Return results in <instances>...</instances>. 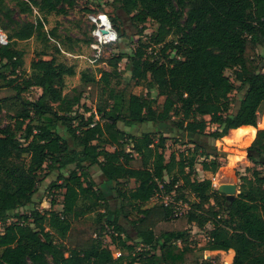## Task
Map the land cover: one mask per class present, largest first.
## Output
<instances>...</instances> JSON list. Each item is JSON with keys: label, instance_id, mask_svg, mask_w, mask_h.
I'll list each match as a JSON object with an SVG mask.
<instances>
[{"label": "trees", "instance_id": "obj_1", "mask_svg": "<svg viewBox=\"0 0 264 264\" xmlns=\"http://www.w3.org/2000/svg\"><path fill=\"white\" fill-rule=\"evenodd\" d=\"M74 6V0H0V25L10 40L0 46V115L11 120L0 123V264H215L201 261L206 251H234L232 264H264V130L248 149L255 167L241 179L234 200L211 179L200 180L197 169L215 175L223 165L224 156L207 142L243 127L257 130L264 109V71L257 60L258 46H264V0H112L117 17L110 21L118 37L125 34L117 21L124 26L126 18L143 37L139 47L109 60L114 74L97 79L85 71L80 85L65 93L66 78L76 68L45 59L57 38L55 31L46 32L45 21ZM35 12L41 16L35 21L17 18ZM149 21L157 25L151 34ZM31 39L45 49L27 71L19 46ZM124 58L136 85L164 98L161 106L156 98L127 96L112 87L110 77L118 75ZM229 70L241 86L226 75ZM4 88L12 93L2 96ZM33 88L40 96L25 98ZM238 89L245 95L231 114V95ZM87 92L96 112L85 118L77 109ZM96 113L108 123L95 121ZM119 122L168 125L203 142L191 141V148L167 159L169 139L184 144L181 139L160 129L128 134ZM59 125L71 142L59 134ZM95 166L114 185L116 209L92 178ZM45 169L60 172L52 187L63 192V209L20 212L33 204ZM158 195L171 200L147 207ZM179 205L185 209L175 216ZM207 225L213 227L207 243L194 248L190 227Z\"/></svg>", "mask_w": 264, "mask_h": 264}, {"label": "rangeland", "instance_id": "obj_2", "mask_svg": "<svg viewBox=\"0 0 264 264\" xmlns=\"http://www.w3.org/2000/svg\"><path fill=\"white\" fill-rule=\"evenodd\" d=\"M74 2V8L69 9V13L67 15H52L47 17V20L45 21L46 32L50 34V32L55 31L57 36V38L51 39L50 45L52 46L51 48L47 49L48 55L45 57V59L56 57L61 62L75 66L76 68V75L66 78L65 93L72 91L75 87L80 85L81 74L85 71L94 73L97 76V79H100L102 77L103 72H108L110 73V75L114 74L112 73V69L110 68V66H108L109 60L116 56H119L120 54L133 55L139 47L138 40L143 38L135 35V29L131 27L129 21H127L126 18H123L125 22L124 26H122L118 21L117 24L121 26L120 28L124 31L125 35L123 37H118L117 42L113 45L104 48L100 59L97 62L92 63L91 60L93 50L91 49V43L93 41L92 31L94 29V25L93 23H91L89 16L105 14L109 19L112 20L113 18L116 19L117 13L115 11V7L112 6V0H74ZM86 10H92L94 12L88 13ZM17 18H19L20 20L35 21L37 18H41V16L37 15L36 13L32 17H26L25 15L18 14ZM146 28V33L151 34L155 31L157 25L154 22L149 21L146 24ZM142 40L146 41L145 38ZM55 46L58 47L59 50H61L59 54L55 51ZM19 48L24 51V68L27 71H30L32 61L37 59L38 54L45 49L44 45L36 39H31L29 41L21 43ZM151 52V49H148L147 56H151ZM257 53V60L259 62V65L262 67V70L264 71V46L259 45ZM130 70V62L127 58H124L118 64V75H112L111 77L109 76L112 87H115L118 92H123L127 96L135 94L141 95L145 98H156L158 100V104L161 106L164 102V98L158 96V91L156 89H152L149 93L145 85H136V81L132 79ZM226 75L230 77L238 87L241 86L240 83L235 81L233 71H226ZM11 93V90L6 88L2 89L1 91L2 96H7ZM40 94V89L33 88L24 96L25 98H30L32 100L33 98L39 97ZM244 95V89H238L231 95V114H235L238 111L240 102L243 99ZM87 109L91 110V112L87 113ZM77 112L83 114L85 118H88L91 113L96 112L95 103H93L88 92L84 95V98L81 102L80 107L77 109ZM95 119L96 121L101 120L99 116H97ZM10 122L11 120L7 116V114L3 113L0 115V123L2 125L8 124ZM101 123L106 124L108 123V121L101 120ZM118 127L122 130H125L126 133L132 135H141L143 132L157 131L160 129L169 138L176 137L181 139L184 144L180 142L176 143L173 141V139H169L166 150L167 159L172 152L179 154L180 152L191 148V146L187 144L191 141H200L201 144L203 142L202 139H198L189 134H182L180 131L172 132V128L168 125H130L124 122H119ZM256 128L257 130L252 128L250 130H243V132H234V130H232L227 137L219 141H212V143L207 142L208 146H211L212 151L219 152L220 155L224 156L222 158L223 165L215 175L204 173L201 170V166L198 165V178L200 180L211 179L213 181L214 188L217 191L223 185H235L237 189V193L235 195L236 197L239 194V188L242 182L241 179L243 177H250L255 167L248 158V149L254 142L257 132L260 130H264V109L259 115V122ZM58 132L61 136L68 139L70 142L72 141V137L63 128V126L59 125ZM130 147L131 146H128L127 149ZM107 148L110 151L114 150V148L110 146H107ZM261 161L264 162V158ZM260 169L262 168L260 167ZM90 173L93 180L97 184V187L102 189L107 194L110 202V207L112 209H116L119 205V202L115 200V192L113 190L114 185H108L107 182H105V179L103 178L99 167L95 166L91 168ZM59 174V171L48 173V170L45 169L41 174V179L43 181L42 183H40L38 192L34 196L33 204L20 210V212L30 214L33 209H38L43 213L50 210L61 211L63 209V192L52 187V184L57 181ZM64 174L66 176L69 175L67 171H65ZM168 180L169 179H167V181ZM129 185L132 188L135 186L133 182H131ZM53 198L56 200V205L54 207H52L51 203ZM169 200H171L170 197H166L164 200L160 197H155L147 205V207L161 204L163 202H168ZM179 208L180 212L184 211L185 209L184 206H180ZM135 217L136 214H132L131 218L134 219ZM125 227L128 233H130L131 236L135 237V232L133 231L131 226L126 223ZM212 228V225H207L205 229L200 230L196 226H191L189 229L191 236V246H193L194 248L197 247L198 249L205 246L208 241V234L212 230ZM0 232H3L1 224ZM105 240L106 244H111V239L109 237H106ZM114 256L117 257V252L114 254ZM234 257V251H206L203 253L201 261L212 260L215 264H232Z\"/></svg>", "mask_w": 264, "mask_h": 264}, {"label": "built area", "instance_id": "obj_3", "mask_svg": "<svg viewBox=\"0 0 264 264\" xmlns=\"http://www.w3.org/2000/svg\"><path fill=\"white\" fill-rule=\"evenodd\" d=\"M89 19L91 20V23H93L94 25V29L92 31L93 41L91 43V49L93 50L91 62L93 63V62H97L100 59L104 48L113 45L114 43L117 42L118 34L116 30L113 28L112 23L107 15L105 14L91 15L89 16ZM9 42L10 40L7 33L2 29L0 25V46H7ZM97 116L98 114L96 113V117ZM93 126L94 124L92 125V127ZM157 197H160L164 200L168 196L158 195ZM168 202H164V203L167 204ZM179 214H180V208L177 207V209L175 210V216H178ZM120 255L121 254L118 252L117 257H119Z\"/></svg>", "mask_w": 264, "mask_h": 264}, {"label": "water", "instance_id": "obj_4", "mask_svg": "<svg viewBox=\"0 0 264 264\" xmlns=\"http://www.w3.org/2000/svg\"><path fill=\"white\" fill-rule=\"evenodd\" d=\"M219 193L226 195L230 201L234 200L235 195L237 193V189L235 185H223L218 190Z\"/></svg>", "mask_w": 264, "mask_h": 264}, {"label": "bare ground", "instance_id": "obj_5", "mask_svg": "<svg viewBox=\"0 0 264 264\" xmlns=\"http://www.w3.org/2000/svg\"><path fill=\"white\" fill-rule=\"evenodd\" d=\"M252 129L251 127H243V128H239V129H236L234 130V132H243V130H250Z\"/></svg>", "mask_w": 264, "mask_h": 264}, {"label": "crops", "instance_id": "obj_6", "mask_svg": "<svg viewBox=\"0 0 264 264\" xmlns=\"http://www.w3.org/2000/svg\"><path fill=\"white\" fill-rule=\"evenodd\" d=\"M36 13V12H35ZM37 14V13H36ZM52 16V15H51ZM255 128V127H254ZM106 189V188H105ZM107 195V194H106Z\"/></svg>", "mask_w": 264, "mask_h": 264}]
</instances>
